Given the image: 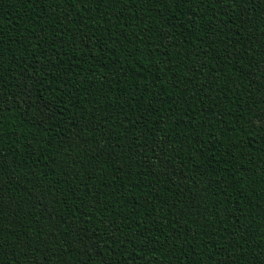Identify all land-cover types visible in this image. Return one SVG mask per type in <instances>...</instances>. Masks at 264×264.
<instances>
[{
	"label": "trees",
	"instance_id": "16d2710c",
	"mask_svg": "<svg viewBox=\"0 0 264 264\" xmlns=\"http://www.w3.org/2000/svg\"><path fill=\"white\" fill-rule=\"evenodd\" d=\"M261 115L264 0H0V264H264Z\"/></svg>",
	"mask_w": 264,
	"mask_h": 264
},
{
	"label": "snow or ice",
	"instance_id": "6c2138e0",
	"mask_svg": "<svg viewBox=\"0 0 264 264\" xmlns=\"http://www.w3.org/2000/svg\"><path fill=\"white\" fill-rule=\"evenodd\" d=\"M259 119V123L264 126V115H261L260 117H258ZM43 255V254H42ZM45 264H50V261H45Z\"/></svg>",
	"mask_w": 264,
	"mask_h": 264
}]
</instances>
